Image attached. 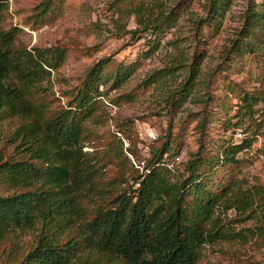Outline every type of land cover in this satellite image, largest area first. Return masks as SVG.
Masks as SVG:
<instances>
[{"label":"trees","instance_id":"1","mask_svg":"<svg viewBox=\"0 0 264 264\" xmlns=\"http://www.w3.org/2000/svg\"><path fill=\"white\" fill-rule=\"evenodd\" d=\"M64 1L44 0L34 18L44 23ZM197 1L202 8L198 14L192 11ZM9 2L0 0V122L16 118L19 123L9 137L14 155L0 160V240L35 233L31 249L13 264H199L207 246L248 242L254 235L246 228L231 230L230 222L217 215L219 209L224 214L234 209L240 215L235 222L252 221L264 234V183L246 185L238 175L240 155L252 150L264 129V1L248 2L221 64L205 78L209 44L222 33L234 0H111L114 35L153 37L148 57L189 17L194 54L182 49L180 37L174 38L167 44L175 54L144 82L150 88L181 78L165 99L174 114L192 101L207 109L215 99L214 82L227 72L253 62L263 66L255 79L260 87L249 89L244 81L225 85L226 95L218 97L224 119L216 112L200 114L194 127L199 134L196 151L175 150L167 142L140 161L128 146L137 166L125 154L128 129L123 124L117 125L121 137L111 135L100 157L84 151L90 125L102 122L101 98L106 94L101 88L111 81L114 88L123 86L135 71L132 66L112 75L107 72L110 60L99 61L70 96L63 95L66 106L52 109V79L67 51L17 45L21 30L4 27ZM132 21L134 31L129 29ZM217 121L219 139L209 131ZM237 132L244 138L235 140ZM115 162H121L120 181L103 187L100 164Z\"/></svg>","mask_w":264,"mask_h":264},{"label":"rangeland","instance_id":"2","mask_svg":"<svg viewBox=\"0 0 264 264\" xmlns=\"http://www.w3.org/2000/svg\"><path fill=\"white\" fill-rule=\"evenodd\" d=\"M43 1L10 0L4 27L21 30L17 45L28 49L57 46L67 51L65 64L52 79L50 88L52 109L57 110L61 106H66L68 98L63 95L70 96L71 91L81 85L93 66L103 59L110 60L107 68L109 74L115 75L120 67L132 66L135 70L131 78L120 88H114L113 81L101 88L106 94L101 98L104 104L102 113H99L102 122L90 125L92 133L88 135L84 145V151L92 158L102 155L111 135L117 134L121 137L117 125L122 124L124 130L128 129L126 131L128 139L122 137L125 154L133 164L135 159L126 151L128 146L132 147L140 161L147 160L152 149L161 148L167 142H171L173 149L182 147L191 154L198 147L199 134L194 127L200 114L210 115L216 112L220 120L224 119V111L219 107L218 97L223 98L226 95V84L244 81L249 89L260 87V83H255V79L261 74L264 65L259 69L257 63H249L246 69L229 71L214 82L212 93L215 99L207 109L204 105L192 101L174 114L168 109L165 99L178 86L181 78L178 82L169 81L150 88H146L144 82L150 75L166 66L170 59L169 55L175 54L172 47L167 44L174 38L180 37L182 49L190 56L194 54L197 44L193 40L189 17H184L180 28L168 33L162 41L161 49L154 56L148 57L153 37L126 34L117 38L114 35L113 16L109 10L111 0H65L59 12L41 23L34 18V14L35 9ZM249 1L234 0L222 33L209 44V57L203 65L205 78L221 64L222 51L235 37ZM255 1L262 3L264 0ZM201 10V4L197 1L192 11L198 14ZM129 29L131 31L136 29L133 21ZM233 103L236 102L230 101L229 105ZM18 123L16 118L0 122V160L6 161L14 155L9 137ZM209 131L212 138L219 139L222 135L221 122L212 124ZM239 133L235 134V140L244 138ZM230 135L229 133L228 136ZM256 138L252 150L240 155L243 163L238 175L244 179L246 185L264 183V129L262 135ZM120 164L121 162L100 164V182L103 187L113 181L119 183L120 180L116 178L120 174ZM217 215L222 218L223 223L230 222L231 230L241 232L246 228L253 231L254 235L250 236L248 242L234 239L207 246L202 251L199 264H264V234L256 230L255 224L252 221L235 222L239 220L240 215L234 209L226 214L219 209ZM34 243L35 233H16L0 240V264H13L21 260Z\"/></svg>","mask_w":264,"mask_h":264},{"label":"built area","instance_id":"3","mask_svg":"<svg viewBox=\"0 0 264 264\" xmlns=\"http://www.w3.org/2000/svg\"><path fill=\"white\" fill-rule=\"evenodd\" d=\"M239 138H241V135H239ZM184 156H185V152H183V154L181 155V158H178V159H177V162H180V160H182ZM135 164H136V163H135ZM136 166H137V164H136ZM142 167H144V163H141L140 168H142ZM169 169H170L171 171L175 172V167H174V165H169Z\"/></svg>","mask_w":264,"mask_h":264}]
</instances>
